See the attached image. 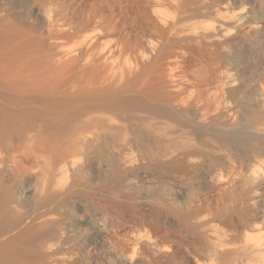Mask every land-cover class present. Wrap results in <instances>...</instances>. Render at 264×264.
Instances as JSON below:
<instances>
[{"label":"rangeland","instance_id":"374dc122","mask_svg":"<svg viewBox=\"0 0 264 264\" xmlns=\"http://www.w3.org/2000/svg\"><path fill=\"white\" fill-rule=\"evenodd\" d=\"M2 111L0 264H264V0H0Z\"/></svg>","mask_w":264,"mask_h":264},{"label":"bare ground","instance_id":"6f19581e","mask_svg":"<svg viewBox=\"0 0 264 264\" xmlns=\"http://www.w3.org/2000/svg\"><path fill=\"white\" fill-rule=\"evenodd\" d=\"M240 21H241V23H244L243 21H244V16L242 17H240ZM8 117H10V115H9V113H7V112H4V111H2V112H0V124L1 125H4V123L8 120L7 118ZM26 189H28V188H26ZM25 189V190H26ZM0 199H2V197L0 198ZM1 202H2V200H1ZM7 209V208H6ZM7 211V210H6ZM9 211V210H8ZM14 211V210H13ZM15 212V211H14ZM13 215V214H12ZM23 237V236H22ZM22 237H20V238H22ZM18 240V239H17ZM25 240V239H24ZM16 241V240H15ZM19 242L21 241V240H18ZM19 242H17V244H15V245H13V246H15L14 248L15 249H19V245H20V243ZM12 244V243H11ZM10 245V244H9ZM10 247H12V246H10ZM10 249L9 250V248L7 249L8 251H12V250H15V249Z\"/></svg>","mask_w":264,"mask_h":264}]
</instances>
